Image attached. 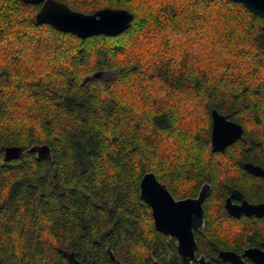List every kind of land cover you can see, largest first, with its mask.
I'll list each match as a JSON object with an SVG mask.
<instances>
[{
  "label": "trees",
  "instance_id": "trees-1",
  "mask_svg": "<svg viewBox=\"0 0 264 264\" xmlns=\"http://www.w3.org/2000/svg\"><path fill=\"white\" fill-rule=\"evenodd\" d=\"M59 1L134 19L81 38L37 23L42 3L0 0L1 261L72 264L68 250L93 264H184L140 196L150 171L176 199L211 184L198 253L261 240L264 227L228 238L221 224L233 187L264 195V178L243 167H264V18L232 0ZM98 71L116 74L84 81ZM213 108L244 128L221 152ZM13 145L22 154L6 160Z\"/></svg>",
  "mask_w": 264,
  "mask_h": 264
},
{
  "label": "water",
  "instance_id": "water-1",
  "mask_svg": "<svg viewBox=\"0 0 264 264\" xmlns=\"http://www.w3.org/2000/svg\"><path fill=\"white\" fill-rule=\"evenodd\" d=\"M33 3H42L36 14L37 23H49L54 27L70 31L81 38L93 35L106 34L110 36L122 34L130 26L134 15L128 9L104 7L93 13H85L72 9L67 3L59 0H28ZM244 4L251 12L264 18V0H232ZM102 71H98L85 78L84 81L99 78ZM212 131L211 145L214 152L226 150V148L243 136V126L228 119L216 108L211 110ZM21 146H6L4 157L13 160L21 156ZM39 158L51 155V147L48 144H36L30 148ZM245 169L255 175L264 177V169L251 161L245 163ZM211 184L205 182L196 197L176 199L166 183L158 179L153 171L143 175L140 181V196L151 208L155 228L166 236L176 239L177 251L185 264H195L197 258L198 242L195 230L204 231L205 214L204 201L211 192ZM238 190H233L227 199V208L232 215L239 216L233 205L231 197L238 195ZM247 213L255 211L264 213V204H250L244 200L241 206ZM72 264H93L78 259L75 251H63ZM109 253L115 258L111 249ZM245 255L252 257L257 263L264 264V251L252 248L245 251ZM220 256L224 261L234 264H242L239 255L233 251H221ZM199 264H213L205 255L198 259ZM0 264H4L0 259Z\"/></svg>",
  "mask_w": 264,
  "mask_h": 264
},
{
  "label": "flooded vegetation",
  "instance_id": "flooded-vegetation-1",
  "mask_svg": "<svg viewBox=\"0 0 264 264\" xmlns=\"http://www.w3.org/2000/svg\"><path fill=\"white\" fill-rule=\"evenodd\" d=\"M246 162H248V161H245L243 163L244 169H245V163ZM257 165H259V164H257ZM263 169H264V167H263ZM251 174H253V173H251ZM253 175H255V174H253ZM255 176L264 178L263 176H259V175H255ZM235 189L238 190L239 192L237 193L238 195L231 197V204L233 205L234 209L237 212H239V214H240L239 216L232 215L229 212V209L227 208V199L229 198V196L232 195V192ZM211 190H212V188H211ZM261 193L264 194V191L262 190ZM206 199H205V201H206ZM244 200L248 201V203H250V204H262V203L264 204V195L259 196V198H255L253 195H251V192H248V189L240 188V187H233L230 190L229 194L224 199V208H225L228 216L227 217H223L222 224H221L222 231L226 235V237H228V238H232V237L234 238L236 235H239V234L240 235L243 234L247 238L248 236L245 234L247 229H248L249 232H254V230L264 227V213L258 214L255 211H253L252 213H247L241 207L243 205V201ZM205 201H204L203 207L205 205ZM151 213H152V211H151ZM204 214H205V207H204ZM205 229H206V215H205V228H204V231L195 230L196 237L199 234H203L205 232ZM249 232H248V235H252ZM169 237H173V236H169ZM252 248H258L260 251H264V237L262 238V236H261V240H257L254 243L253 242H248V243L245 242V244L242 245L241 247H235V246L219 247L217 249V255L214 256V258L213 257H208L206 254H203V253H198V249H197V258L194 261V263L195 264H199V262H198L199 257L201 255H205L206 258L210 259L213 264H234L231 261H224L222 259V257L220 256V252L221 251H233V252H235V253H237L239 255V257L241 258L242 264H259L252 257L245 255V251L248 250V249H252ZM86 262H88V261H86Z\"/></svg>",
  "mask_w": 264,
  "mask_h": 264
},
{
  "label": "rangeland",
  "instance_id": "rangeland-1",
  "mask_svg": "<svg viewBox=\"0 0 264 264\" xmlns=\"http://www.w3.org/2000/svg\"><path fill=\"white\" fill-rule=\"evenodd\" d=\"M115 74H116L115 71H102V74L99 78H102L104 80H108V79L113 78L115 76ZM171 238H173V237H169V239H171Z\"/></svg>",
  "mask_w": 264,
  "mask_h": 264
}]
</instances>
